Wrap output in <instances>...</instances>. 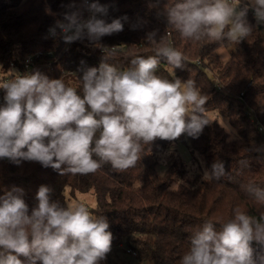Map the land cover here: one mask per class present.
Masks as SVG:
<instances>
[{"label":"clouds","instance_id":"9594fccd","mask_svg":"<svg viewBox=\"0 0 264 264\" xmlns=\"http://www.w3.org/2000/svg\"><path fill=\"white\" fill-rule=\"evenodd\" d=\"M110 7L97 0L87 5V19L79 12L65 14L68 23L56 26L65 43L87 39L95 44L123 31L127 17L108 22ZM150 7L181 38L194 42L239 44L253 33L250 9L257 23H264V0H151ZM50 32L56 35L55 28ZM146 39L158 45L156 55L132 58L127 70L108 63L106 55L99 67H82V95L62 78L50 79L38 70L9 72L10 78L0 82L5 92L0 158L38 162L61 175L95 174L105 164L124 172L157 139L175 141L184 134L198 138L212 121L204 107L208 96L192 79L156 75L161 59L177 69L186 66L187 57L164 36L158 40L155 31ZM227 174L224 162L217 160L202 179L220 180ZM242 187L264 205V187L251 182ZM50 192L41 185L31 210L23 189L0 197V264H100L106 259L113 240L107 218L94 215L82 202H53ZM217 225L205 221L194 232L180 264H264V255L257 258L252 247L253 241L264 246V213L256 217L237 206L231 219Z\"/></svg>","mask_w":264,"mask_h":264},{"label":"trees","instance_id":"16d2710c","mask_svg":"<svg viewBox=\"0 0 264 264\" xmlns=\"http://www.w3.org/2000/svg\"><path fill=\"white\" fill-rule=\"evenodd\" d=\"M98 2L111 5L108 22L127 19L122 20L123 31L93 44L87 39L65 43L62 30L56 27L58 22L68 23L67 13L79 12L87 19L89 11L83 0H0V64L6 69L15 66V71L22 74L31 55V73L38 70L50 79L62 78L82 95V67H99L106 55L108 63L127 70L132 58L156 55L158 45L146 39L149 32L155 31L158 40L164 36L167 44L187 57L186 66L177 69L161 59L156 75L194 80L208 96L206 115L226 118L235 136L230 138L213 120L198 138L184 134L175 141L157 139L145 146L141 161L124 172L105 164L95 174L61 175L38 162L17 164L0 158V197L13 188L23 189V198L31 210L38 204L36 195L41 185L48 186L50 200L62 206H66L68 194L75 197L91 193L97 207L89 211L107 218L113 235L111 248L124 245L148 264H180L190 247V237L205 221L211 220L219 227L232 218L237 206L256 217L264 213V205L242 187L250 182L264 187V134L258 128V123L264 125V30L250 9L247 19L253 33L239 44L194 42L181 38L169 27L166 18L150 7L151 0ZM52 28L56 35L51 34ZM222 47L230 48L227 62L218 53ZM173 142L189 143L192 152L204 159V172L211 171L219 160L228 174L220 180L205 181L202 167L192 175L176 169L180 182L170 191L175 180L170 172H158L156 152ZM252 247L257 258L264 255V246L253 241ZM100 264L110 263L104 259Z\"/></svg>","mask_w":264,"mask_h":264},{"label":"rangeland","instance_id":"374dc122","mask_svg":"<svg viewBox=\"0 0 264 264\" xmlns=\"http://www.w3.org/2000/svg\"><path fill=\"white\" fill-rule=\"evenodd\" d=\"M218 53L223 62H227L229 60L230 48L222 47L219 49ZM15 70H17L15 66H11L10 68L6 69L2 64H0V82L3 81L4 77L9 75V72ZM207 116L212 121L215 120L216 122H218L220 126H222V124L228 125L230 130H226V128L223 127L224 131L229 135L230 138L235 136V129L232 128L226 118L218 117L216 114H209ZM188 146H190L189 143L185 144L180 142H173L169 147L156 152L157 159L159 160L158 172L161 175L166 173V171L170 172L172 178L175 180L173 183L175 185V188L178 187L180 179H178V177L175 175L174 170H185L186 175H192L193 171H200L198 167H202L203 170L202 168H200L201 172H204V159L198 152H192L191 147ZM81 202L84 203L89 208V210L97 207L96 198L91 193H79L76 194L75 197L71 196L70 194L67 195L68 204L76 205L77 203ZM127 249L128 248H126L124 245L117 248H111V251L107 254L105 260L110 264H148L144 261H141L134 251L132 252H134L135 254L132 252L128 253Z\"/></svg>","mask_w":264,"mask_h":264},{"label":"built area","instance_id":"2783aa9c","mask_svg":"<svg viewBox=\"0 0 264 264\" xmlns=\"http://www.w3.org/2000/svg\"><path fill=\"white\" fill-rule=\"evenodd\" d=\"M84 1V3L86 4V5H88V4H90V3H92L90 0H83ZM253 11V10H252ZM253 13H254V11H253ZM89 15H88V17L90 16V13H88ZM261 29H263L264 30V23H261ZM37 55V54H36ZM34 59V57L33 56H29L27 59H26V71L24 72V73H22V74H26V73H31L32 72V64H33V60ZM10 77H4V79H3V81L4 80H6V79H9ZM2 90V91H1ZM0 90V105H3L4 104V100H3V97H4V90L3 89H1ZM258 128H259V130L261 131V132H263V134H264V125L263 124H260V123H258ZM128 252H132L131 250H129ZM132 253H134V252H132ZM135 254V253H134Z\"/></svg>","mask_w":264,"mask_h":264}]
</instances>
